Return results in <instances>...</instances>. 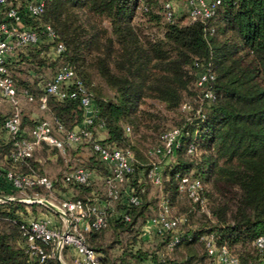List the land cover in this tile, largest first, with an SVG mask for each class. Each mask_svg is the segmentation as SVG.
I'll list each match as a JSON object with an SVG mask.
<instances>
[{
	"label": "trees",
	"instance_id": "16d2710c",
	"mask_svg": "<svg viewBox=\"0 0 264 264\" xmlns=\"http://www.w3.org/2000/svg\"><path fill=\"white\" fill-rule=\"evenodd\" d=\"M45 3L41 21L52 26L56 41L62 42L65 50L52 59L46 52L52 43L27 45L25 51L19 48L17 54L21 53L29 63L25 73L37 76V80L29 83L30 76L26 80L12 74L8 65L16 64L15 52L6 67L17 89H28L38 96L41 93L38 75L46 60L58 65L54 74L63 67H73L93 95L94 137H98V125L103 122L105 137L99 140L100 144L120 149L129 143L124 126L138 131L146 121L152 123L155 119L140 108L145 98L157 100L168 110L187 104L189 108H182L187 116L173 126L180 129L179 145L171 161L164 158L159 169L162 197L171 205L170 201L180 192V178L193 170L191 177L201 183V194L209 202L217 225L210 230L176 229L180 238L173 249L180 245L191 247L194 243L204 248L200 236L213 232L217 243L226 245L233 254L234 246L243 249L235 254L243 264H264V257L254 245L256 238L264 235V0H223L213 16L190 23L182 12L167 20L161 0H45ZM154 6L157 14L152 10ZM138 11L149 23L160 22V18L165 21L161 37L141 35L135 22ZM26 21L32 23L28 18ZM208 64L213 78L198 86V75ZM94 78L103 83L108 93L93 83ZM206 89L212 91L214 98L203 97ZM185 95L194 102H183ZM47 105L51 117L62 126V133L57 135L71 131L81 122L83 109L79 97H50ZM2 119L0 114V125ZM32 121V117L22 115L23 125L29 126ZM87 142L98 163L91 159L85 168L97 176L87 184L63 185L57 181L56 192L61 198L71 196L91 205L106 203V225L84 232L85 245L102 262L153 263L152 255L145 254L137 241L139 236H135L138 230L143 232L147 218H152L146 187L140 184L139 165L135 160V172L126 185L140 202L127 205L121 199L113 200L107 195L104 181L108 170L91 141ZM191 144L195 146L193 155L187 154ZM4 146L7 152L10 145L0 140V147ZM30 163L34 168L33 158ZM150 166L146 168V176ZM2 189L6 191L3 183L0 192ZM190 202L200 209L198 203ZM25 205L0 202V264H34L25 252L18 226L25 217ZM124 214L130 216L129 221L124 220ZM93 220L91 215L89 222ZM172 234L163 235L159 248H166ZM251 244L254 253L245 251ZM195 259L203 260L191 249L179 262L169 263L193 264ZM50 264L60 263L53 260Z\"/></svg>",
	"mask_w": 264,
	"mask_h": 264
},
{
	"label": "built area",
	"instance_id": "2783aa9c",
	"mask_svg": "<svg viewBox=\"0 0 264 264\" xmlns=\"http://www.w3.org/2000/svg\"><path fill=\"white\" fill-rule=\"evenodd\" d=\"M222 1L161 0L167 20H171L174 14L182 12L186 14L188 23L210 18ZM45 8V0H23V2L16 0V3L14 0H0V104L6 105L4 109L6 111L1 114L3 119L0 125V140L4 145H10L4 156V163L0 162V189L2 183L6 187V191L2 189L0 192V201L21 202L27 205L40 204L48 209L46 213L53 211L57 214V219L43 214L44 216L23 217L18 222L25 252L34 264H50L53 260L62 263V253L67 248L75 252L73 264H106L84 243L85 231L91 227L98 229L106 225V203L91 205L71 196H63L57 204L52 201L57 181L63 185L87 184L95 175L94 171L79 167L64 172L57 180L37 172L30 160L41 144L65 152L68 146L91 141L93 150L97 152L99 160L108 170V175L104 177L108 197L113 200L121 199V202L127 205H136L140 202V198L126 185L128 177L135 172V158L129 148L120 149L100 144L99 140L105 137L103 122L98 125V137H94L93 123L96 108L93 95L86 89L83 80L73 67H63L51 77L41 80L38 83L41 90L38 96L28 89H17L6 67L17 49L27 45L52 43L48 53L52 59L65 50L63 43L56 41L57 35L52 26L41 21ZM27 18L32 23H27ZM212 78V70L208 64L199 73L197 85L204 86L208 79ZM50 97L58 99L79 97L83 109L81 122L61 136L56 133H62V126L51 116L43 119L33 118L29 126L23 125L22 122V101L36 102L41 110H48L47 103ZM203 97L212 99L214 95L210 89H206ZM182 108L189 106L183 104ZM180 134V129L177 127L164 130L160 135V145L152 148L148 153L160 160L172 158L175 148L179 145ZM194 153L195 146L191 144L187 148V154ZM160 160L158 163H150L151 166L147 171L149 181L155 185L161 183L160 165H158L161 163ZM178 188L189 200L198 203L200 208L206 206V199L201 194L202 186L197 179L184 175L179 180ZM170 208L168 200L162 197L157 214L143 227L145 235L173 233L165 244L167 250H172L179 241L180 236L175 232L184 221L182 216L171 215ZM91 215H94V220L90 223ZM123 217L125 221L130 220L128 214H124ZM200 240L213 264H243L226 245L217 243L213 232L202 234ZM254 245L264 257V235L258 236ZM131 264L153 263L138 261Z\"/></svg>",
	"mask_w": 264,
	"mask_h": 264
},
{
	"label": "rangeland",
	"instance_id": "374dc122",
	"mask_svg": "<svg viewBox=\"0 0 264 264\" xmlns=\"http://www.w3.org/2000/svg\"><path fill=\"white\" fill-rule=\"evenodd\" d=\"M152 10L155 14H157V7L154 6ZM142 14L143 13L138 11L137 16L135 18V22L139 26L141 35L149 38L161 37L163 33V24L165 21L160 18V22L149 23L147 21V17L143 16ZM26 48L28 47L24 46L20 48V50L25 51ZM15 52L17 54L20 51L19 49H17ZM46 52L49 53V50L47 49ZM20 54L21 53L17 54L18 56L15 60L16 64L20 65L16 66V64L13 63L9 64L8 67L10 71L14 76H19L25 79L28 78L27 76H30V81H28L29 83L33 82L34 80H37V76L35 78L32 75H28L27 73H25L26 69L29 67V63ZM12 58H14V56H12ZM24 60L25 62L21 63V61ZM46 61V65L42 66L39 72L40 74L38 75L40 80L51 77L58 66L57 64L54 66L49 64L51 60ZM13 65H15V67ZM93 83L100 85L103 88L104 93H108L107 89L104 87L103 83L98 78H94ZM187 101L192 103L194 102L192 97L185 95L183 102ZM5 106L6 105L3 103L0 104V114H3L6 111L4 110ZM21 106L22 114L32 117L34 119L49 118L51 116L49 110H41L36 102L27 103L22 101ZM140 108L150 114H153L155 116V119L152 121V123L146 121L145 124L150 126L147 127L146 125H143L139 128L138 131H135L134 128L130 125L124 126V132L129 137V143L126 145L125 148L131 149L134 154L136 163L141 169L140 184L146 187V200L147 202H149V204H151L149 210L150 214H152L151 217H153L155 214H157L159 210V202L162 196H164V193L162 191V184L155 185L151 183L146 176V168L149 167L150 163H158V161L160 160L159 158L150 155L148 151L158 146V144L160 143V135L165 129L171 128L178 124L183 117L187 116V114L184 112L181 106L174 110H168L162 103L158 102L153 98H145ZM28 124L26 126H28ZM5 148V146L0 147V162L2 164L4 163V156L6 154ZM91 159L93 160V162L98 163L95 154L91 150L90 145L87 141L77 145L68 146L65 148V152H59L56 148L52 146L41 144L40 146H38L33 156V161L35 164L34 169L37 172L46 174L54 179L61 178L63 173L69 170H73L79 167H86L87 165L91 164ZM160 161L161 163H159L158 165H160L161 169L163 160ZM192 174L193 170H190L188 172V175L192 176ZM95 176H97V174ZM99 182H102V180H99ZM100 186H102V184H100ZM103 189L104 186L100 187V190L103 191ZM60 191L61 193H63L62 189ZM55 192L52 196V201L57 204V202L61 199V195H58V193ZM170 203L171 215L182 216L184 219L183 223L178 226V231L187 232L189 230H194L198 228L210 230L215 225H217L215 218L211 216L209 210V202L206 203V206L203 209H196L184 193L178 192L175 199L170 201ZM32 205L33 206L31 207L27 204L24 206L26 211L23 215L25 217L48 214L47 216H50L54 219L58 218L57 214H55V212L53 211H50V213H46V210L42 205ZM147 219L149 220L150 218L148 217ZM146 221L144 222L145 224L147 223ZM135 236H139L137 238V241L140 242V244L142 245V250H144L145 254L152 255L153 264H168L172 261L179 262L181 258L188 255V252L191 251V249L197 252V254L203 259L202 262H199L195 259L193 264H213L212 260L207 256L204 248L199 243H194L193 245H191V247H185L184 245H180L176 249L167 250L166 248H159L158 246V242L164 238L163 235H156L153 233L145 235L144 232L138 230V234H136ZM232 251L235 254H238L239 252L243 251V249H241L239 245H236L233 247ZM245 251H249L252 253V244L247 246Z\"/></svg>",
	"mask_w": 264,
	"mask_h": 264
},
{
	"label": "crops",
	"instance_id": "0c3cea01",
	"mask_svg": "<svg viewBox=\"0 0 264 264\" xmlns=\"http://www.w3.org/2000/svg\"><path fill=\"white\" fill-rule=\"evenodd\" d=\"M62 257H63V262L60 264H73V258L75 257V252L73 249L67 248V249H65V254H63Z\"/></svg>",
	"mask_w": 264,
	"mask_h": 264
},
{
	"label": "water",
	"instance_id": "95a60500",
	"mask_svg": "<svg viewBox=\"0 0 264 264\" xmlns=\"http://www.w3.org/2000/svg\"><path fill=\"white\" fill-rule=\"evenodd\" d=\"M2 201H4V200H1L0 202H2Z\"/></svg>",
	"mask_w": 264,
	"mask_h": 264
}]
</instances>
